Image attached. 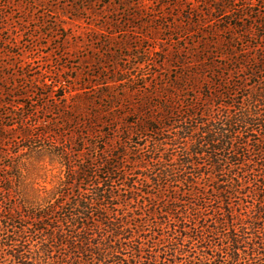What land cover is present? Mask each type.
Returning a JSON list of instances; mask_svg holds the SVG:
<instances>
[{"label":"trees","instance_id":"obj_1","mask_svg":"<svg viewBox=\"0 0 264 264\" xmlns=\"http://www.w3.org/2000/svg\"><path fill=\"white\" fill-rule=\"evenodd\" d=\"M103 12L97 35L152 46L128 69L106 57L95 97L58 106L79 166L27 115L1 124L0 264H264V0H111ZM20 126L29 145L11 155L4 133ZM34 152L68 170L52 190L13 163Z\"/></svg>","mask_w":264,"mask_h":264},{"label":"rangeland","instance_id":"obj_2","mask_svg":"<svg viewBox=\"0 0 264 264\" xmlns=\"http://www.w3.org/2000/svg\"><path fill=\"white\" fill-rule=\"evenodd\" d=\"M110 2L99 0L92 11H81L77 18L79 14L73 8L82 9V0H0V78H5L0 82L4 86L0 92V126L16 120L9 115L12 112L16 116L27 115L26 123L32 127L34 135L48 132L55 139L64 136L65 143L73 151L71 164L74 167L80 165V156L76 152L77 147L69 142L72 135L68 132L63 134L58 128L61 125L57 124L56 115L61 109L58 106L72 102L77 93L95 97L102 87L101 78L111 77L105 68L123 69L125 66L128 69L130 63L135 65L140 61L142 48L152 46L151 42L138 35V41H128L126 36L112 39L108 34L95 33L98 30L95 24L100 18L94 17L96 13L103 18L110 17L109 12H103L105 3ZM182 12L180 9L174 14L179 17ZM121 41L123 43H119ZM114 55L117 64L104 68L109 63L106 57ZM48 78L56 81L57 86L41 87L30 82L40 79L49 85ZM7 88L13 91L11 95H4ZM48 92L51 94L43 99ZM22 107L24 110L20 111ZM22 129L24 127L20 126L4 133L2 142L8 147L3 148L4 151L20 156L25 153L24 148L29 142L23 140ZM104 131L107 132V128ZM28 156L31 159L23 157L13 163L28 164V181L36 189L52 190L58 179L68 172L47 153L34 152ZM25 159L28 162H23ZM9 162V159H2L0 166ZM5 175V170L0 169V187L4 185L1 180Z\"/></svg>","mask_w":264,"mask_h":264}]
</instances>
